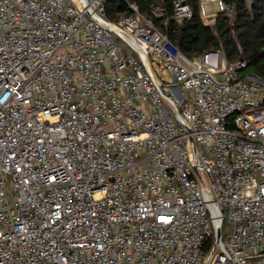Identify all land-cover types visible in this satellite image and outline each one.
<instances>
[{
    "label": "built area",
    "instance_id": "built-area-1",
    "mask_svg": "<svg viewBox=\"0 0 264 264\" xmlns=\"http://www.w3.org/2000/svg\"><path fill=\"white\" fill-rule=\"evenodd\" d=\"M106 1L0 0V264H264V80Z\"/></svg>",
    "mask_w": 264,
    "mask_h": 264
},
{
    "label": "trees",
    "instance_id": "trees-1",
    "mask_svg": "<svg viewBox=\"0 0 264 264\" xmlns=\"http://www.w3.org/2000/svg\"><path fill=\"white\" fill-rule=\"evenodd\" d=\"M175 0H107L106 16L117 21L130 14L127 3L136 5L143 15L150 13V6L158 3L164 8L161 17L153 18L154 25L167 34L170 41L188 58L205 51L220 49L228 61L243 60L245 73L264 80V0H222L235 6V18L229 21L220 13L207 25L199 15L198 1L185 0L192 15L177 21L173 18Z\"/></svg>",
    "mask_w": 264,
    "mask_h": 264
},
{
    "label": "rangeland",
    "instance_id": "rangeland-1",
    "mask_svg": "<svg viewBox=\"0 0 264 264\" xmlns=\"http://www.w3.org/2000/svg\"><path fill=\"white\" fill-rule=\"evenodd\" d=\"M203 11H204V15L207 18L215 16L218 13V8H217L216 2H211V1L205 2L203 4ZM115 38L126 54L134 57L137 60L140 59L139 55L136 52H134L121 38H119L117 36H115ZM150 67H151V71L155 77L160 78L163 81H169L170 80L169 74L162 69L163 68L162 62H160L158 60V58L155 60V62L151 63ZM228 236H229V232L227 230V227L225 225H223L222 241L224 243L227 242Z\"/></svg>",
    "mask_w": 264,
    "mask_h": 264
},
{
    "label": "water",
    "instance_id": "water-1",
    "mask_svg": "<svg viewBox=\"0 0 264 264\" xmlns=\"http://www.w3.org/2000/svg\"><path fill=\"white\" fill-rule=\"evenodd\" d=\"M112 27H113V29H116V27L114 25H112ZM143 61H144V64H145L144 66H145L146 70L148 72H150L149 68H148V64L146 63L145 57H143ZM219 235H220V227H218V229H217V234H216L217 239H218Z\"/></svg>",
    "mask_w": 264,
    "mask_h": 264
}]
</instances>
